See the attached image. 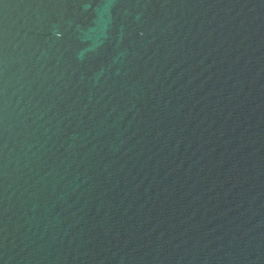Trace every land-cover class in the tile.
Instances as JSON below:
<instances>
[{
  "label": "water",
  "instance_id": "1",
  "mask_svg": "<svg viewBox=\"0 0 264 264\" xmlns=\"http://www.w3.org/2000/svg\"><path fill=\"white\" fill-rule=\"evenodd\" d=\"M0 264H264V0H0Z\"/></svg>",
  "mask_w": 264,
  "mask_h": 264
}]
</instances>
